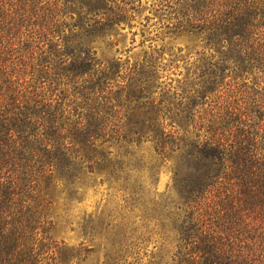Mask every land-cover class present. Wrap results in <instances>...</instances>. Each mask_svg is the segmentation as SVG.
<instances>
[{
	"label": "trees",
	"instance_id": "16d2710c",
	"mask_svg": "<svg viewBox=\"0 0 264 264\" xmlns=\"http://www.w3.org/2000/svg\"><path fill=\"white\" fill-rule=\"evenodd\" d=\"M152 4L193 55L115 57L132 0H0V264H49L57 190L102 174L132 197L158 165L170 264H264V0Z\"/></svg>",
	"mask_w": 264,
	"mask_h": 264
},
{
	"label": "rangeland",
	"instance_id": "374dc122",
	"mask_svg": "<svg viewBox=\"0 0 264 264\" xmlns=\"http://www.w3.org/2000/svg\"><path fill=\"white\" fill-rule=\"evenodd\" d=\"M153 1L132 0L134 11L129 13V26L119 31L122 44L113 48L115 57L133 60L154 48H171L174 53L182 48V54L193 55L198 43L192 37L163 34L166 21L154 12ZM146 148L142 145L135 157L151 167L154 161ZM129 175L132 187L141 184L143 193L136 190L138 194L129 197L121 182L102 174L87 175L70 200L56 191L58 199L49 211L52 226L46 228L53 252L49 264H170L173 250L167 244L161 246L157 230L158 203L167 196L171 172L168 166L158 165L157 170L139 169ZM119 244L130 245L115 253Z\"/></svg>",
	"mask_w": 264,
	"mask_h": 264
}]
</instances>
